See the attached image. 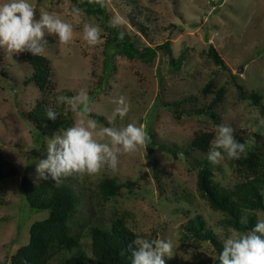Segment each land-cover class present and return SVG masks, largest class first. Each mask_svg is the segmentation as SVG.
<instances>
[{
    "label": "rangeland",
    "instance_id": "374dc122",
    "mask_svg": "<svg viewBox=\"0 0 264 264\" xmlns=\"http://www.w3.org/2000/svg\"><path fill=\"white\" fill-rule=\"evenodd\" d=\"M29 2L37 18L49 12L71 23L74 37L65 46L57 37L45 36L46 51L41 57L50 69L45 90L31 80L28 57L33 55L11 56L0 50V155L16 171L15 176L0 179V264H10L16 251L28 244L32 224L49 215L29 208L20 184L24 177L41 182L35 169L46 159L47 139L65 129L41 132L31 113L39 102L58 111L71 127L77 117L66 103L58 104L57 97L70 98L81 89L91 99L90 113L103 118L99 124L143 126L152 142L150 148L148 142L145 150L120 156L116 173L105 168L98 175L78 179L74 187L82 198L83 216L87 218V208L106 223L114 215H123L138 238L171 241L173 254L163 257L165 264H219L211 242L196 240L182 229L199 215L221 247L232 234L233 228L225 223L228 216L211 208L199 192L197 172L208 163L210 182L230 190L245 180L246 170L237 163L239 159L211 164L206 158L210 143L202 152L191 142L202 133H210L212 141L216 126L228 125L236 140L246 144V153L257 149L258 168L264 173V0H105L111 18H122L119 27L126 28L140 46L154 48L168 41L172 58L184 54L178 67L164 51H157L152 63L107 53L100 21L86 14L75 16L72 9L77 5L71 0ZM84 23L102 29V43L86 44ZM209 46L225 69L209 58ZM219 89L223 92L217 99ZM250 93L258 95V103ZM121 95L130 103V111L123 120L117 117L110 123L112 101ZM104 178L131 184L105 202L97 187ZM261 193L264 200V188ZM253 214L256 223L264 219L263 209ZM241 221L247 222L246 213ZM83 243L87 249L89 240L84 238Z\"/></svg>",
    "mask_w": 264,
    "mask_h": 264
},
{
    "label": "trees",
    "instance_id": "16d2710c",
    "mask_svg": "<svg viewBox=\"0 0 264 264\" xmlns=\"http://www.w3.org/2000/svg\"><path fill=\"white\" fill-rule=\"evenodd\" d=\"M78 8L84 10L87 16H94L100 21V26L105 34L104 47L113 56H121L127 59H137L146 63H152L157 51H164L170 56L172 65L179 66L184 60V54L177 59L171 57L169 42L166 41L154 48L148 45L140 46L126 28H112L108 22L112 20L107 12L106 2L103 6L95 0H71ZM124 32V39H117L118 33ZM207 55L212 62L223 69L225 64L213 46H209ZM28 61L33 68L32 79L41 90H45L50 77V69L47 60L41 56H30ZM239 95L245 98L241 87H238ZM223 89L216 92V98H220ZM250 98L259 102V97L255 93H250ZM57 119L50 121L46 117V108L38 102L31 117L36 124V129L51 133L56 130L66 129L71 122L61 117L58 111ZM90 118L100 122V118L90 113ZM212 135L202 133L196 135L191 142V146L202 152L207 151ZM236 139V137H235ZM152 142H149V148ZM257 149L248 151L246 156L237 161L245 168V180L233 187L224 189L210 182L211 172L208 163L197 172V187L204 196L211 208L225 213L228 217L225 223L237 231H250L256 224L253 212L264 210V200L261 193L264 188V173L260 168V159ZM259 162V163H258ZM16 171L0 155V179L15 176ZM78 177H70L59 186H54L49 180H41L39 184L33 183L24 177L20 184L29 208L33 211H48V217L42 221H37L30 227L29 242L21 247L11 257L10 264H131L129 245L137 239L127 225L125 217L114 215L106 223L103 217L96 219L95 212L87 208V218L81 211L82 198L80 193L76 194L74 184ZM120 184L115 179L104 178L97 187L102 197V201H108L126 185ZM247 214V222L241 221L242 214ZM182 229L185 234L199 241L211 242L219 253L222 251L220 243L209 230L205 222L199 215L188 220ZM87 238L89 244L87 249L83 239ZM219 263V259L217 261Z\"/></svg>",
    "mask_w": 264,
    "mask_h": 264
},
{
    "label": "clouds",
    "instance_id": "9594fccd",
    "mask_svg": "<svg viewBox=\"0 0 264 264\" xmlns=\"http://www.w3.org/2000/svg\"><path fill=\"white\" fill-rule=\"evenodd\" d=\"M103 6V0H95ZM75 16H83L84 10L73 7ZM36 10L29 0H0V50L9 55L30 53L41 56L46 51V35L55 36L61 45L67 46L74 37L71 23L49 12H41L37 18ZM123 19L116 17L108 26L117 28ZM102 29L95 24L84 23L82 38L87 45L95 47L102 43ZM117 39H124V32H119ZM58 104H67L77 119L71 127L60 134H53L47 139L46 159L36 165L38 180H51L59 186L70 177L83 178L94 176L107 168L112 173L118 171L120 156L132 155L138 149L148 146L149 136L143 126L128 123L126 126L105 127L90 118L91 99L87 91L81 89L73 97L59 96ZM115 105L109 122L118 117L123 120L131 105L124 95L113 100ZM58 113L46 109L50 121L57 119ZM246 144L234 137V129L228 125L216 126V134L210 142L207 160L220 164L225 158L238 160L246 155ZM223 242L219 253V264H264V219L255 226L241 233L235 229ZM131 264H165L163 257H171L173 244L164 239H134L129 245Z\"/></svg>",
    "mask_w": 264,
    "mask_h": 264
},
{
    "label": "water",
    "instance_id": "95a60500",
    "mask_svg": "<svg viewBox=\"0 0 264 264\" xmlns=\"http://www.w3.org/2000/svg\"><path fill=\"white\" fill-rule=\"evenodd\" d=\"M242 72V68H240L239 70H238V73H241Z\"/></svg>",
    "mask_w": 264,
    "mask_h": 264
}]
</instances>
